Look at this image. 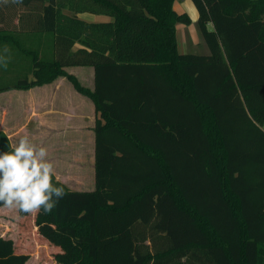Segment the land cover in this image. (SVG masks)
<instances>
[{"label":"trees","instance_id":"trees-1","mask_svg":"<svg viewBox=\"0 0 264 264\" xmlns=\"http://www.w3.org/2000/svg\"><path fill=\"white\" fill-rule=\"evenodd\" d=\"M175 1L0 5V73L14 52L26 64L0 92L66 77L100 117L95 189L53 176L66 195L35 215L58 264H264V0H192L208 54L179 51L192 21ZM77 66L94 69L92 89L65 70ZM29 260L0 234V264Z\"/></svg>","mask_w":264,"mask_h":264},{"label":"crops","instance_id":"crops-1","mask_svg":"<svg viewBox=\"0 0 264 264\" xmlns=\"http://www.w3.org/2000/svg\"><path fill=\"white\" fill-rule=\"evenodd\" d=\"M185 1L176 0L174 2V10L179 14L185 12ZM89 18L88 16L85 17L88 20ZM108 20L109 18L105 16H95L94 22ZM14 23H17V19L14 20ZM179 25L182 24L177 25L178 44L181 40H179L178 34ZM193 40L195 41V39ZM193 44L198 43L194 42ZM69 68L72 67H67L65 70L75 75L69 71ZM76 77L78 78V76ZM78 80L82 83L79 78ZM69 83L71 82L66 77H60L51 84L36 86L29 90L0 92V95L4 96L2 106H0L3 111L0 115V132L7 135L12 147H14L16 140V145L18 144L22 136H29L31 141L38 147H45L48 150V159L54 164L55 174L53 176L55 180L68 188H70L67 185L69 180H80L81 176L79 175L85 170L87 158L91 179L94 174L95 182L94 128L96 120L100 118L96 113L92 100L77 92L72 85L73 89L83 97L76 95ZM86 83H92V76L90 81ZM88 99L92 102L93 107ZM16 111L24 118L23 121H18L16 118V120L12 119V114L15 115ZM86 147L89 149L88 154L83 150ZM76 186L81 187L82 185L78 184ZM70 189L79 192H90L88 190Z\"/></svg>","mask_w":264,"mask_h":264},{"label":"rangeland","instance_id":"rangeland-1","mask_svg":"<svg viewBox=\"0 0 264 264\" xmlns=\"http://www.w3.org/2000/svg\"><path fill=\"white\" fill-rule=\"evenodd\" d=\"M185 2H186L185 4L186 9L184 13H187L189 15L192 23L189 26H187V28L185 25H183L185 27H183L182 25H179L178 34H179V40L181 39L179 43V51L180 52H190V53H195V54H208L209 50L207 46L205 45L199 33V30L197 29L198 11L195 5L193 4L192 0H186ZM87 16L90 17L89 20L85 19V17ZM80 18L86 21L94 22L95 15L83 14V15H80ZM193 39H195V41ZM192 41L198 44L194 45L193 44L194 42ZM0 54H3V49H0ZM17 58L18 56L14 52L11 55V60H10V63H12L11 70L0 73L1 75H5L3 77L4 79H0V83H2L0 85H3V83L5 82H10L13 79L23 77L24 72L22 71V69L16 67V64L20 61V60H17ZM18 66L22 68H26V64L24 61H20L18 63ZM69 69H70L69 70L70 72L78 76V78L82 81V83L86 87H89V88L93 87V68L92 67H72ZM80 72H81V76H80ZM91 76H92V83H86L90 81ZM69 84H70L71 89H73L72 84L71 83ZM73 91L76 93V95L83 97L79 93H77L74 89ZM3 97L4 96L0 95V106H2ZM89 103H91L92 105V102L90 100H89ZM2 113L3 111L2 109H0V115H2ZM17 113L18 111L15 112V115L12 114V119L16 118L18 121H23L24 118H22V116H20ZM263 130H264V127H263ZM16 142L14 143V146L16 145ZM83 150H85L86 154H88V150H89L88 147H86V149H83ZM86 163L87 164L85 165L84 172L81 175H79L81 176L80 180L74 179V180L68 181L67 185L70 188L79 189V190L80 189L88 190V191H92L95 189L94 174L92 175L93 178L91 179V172H89L90 168L88 167V158L86 159ZM78 184L82 186L81 187L76 186ZM35 215L36 213H33V214H28L27 216L23 217L21 216L20 212L16 209H9L6 207L1 209L0 210V234L3 237L11 238L15 242L16 251L18 253H24V254L30 255V260L28 261L27 264H58L56 262L54 255L60 252V249L44 241L40 237L39 233L37 232V228H36Z\"/></svg>","mask_w":264,"mask_h":264},{"label":"clouds","instance_id":"clouds-1","mask_svg":"<svg viewBox=\"0 0 264 264\" xmlns=\"http://www.w3.org/2000/svg\"><path fill=\"white\" fill-rule=\"evenodd\" d=\"M22 5L23 0H0V5ZM8 45L0 54V67L7 69ZM54 164L48 150L22 136L10 152L0 153V205L24 214L51 213L66 195L63 187L52 182Z\"/></svg>","mask_w":264,"mask_h":264}]
</instances>
